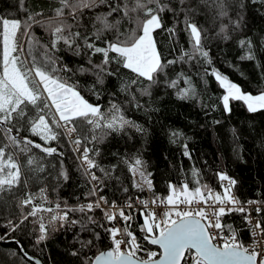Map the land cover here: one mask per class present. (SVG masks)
I'll return each instance as SVG.
<instances>
[{
    "label": "snow or ice",
    "instance_id": "obj_1",
    "mask_svg": "<svg viewBox=\"0 0 264 264\" xmlns=\"http://www.w3.org/2000/svg\"><path fill=\"white\" fill-rule=\"evenodd\" d=\"M35 3L0 13V264H46L25 238L41 254L58 241L56 264H264V186L249 194L221 167L217 187L193 164L158 191L144 146L168 89L199 102L186 64L221 90L205 115H231L235 102L264 112V88L221 72L208 43L234 47L264 77V29L250 22L264 0ZM166 136L193 160L191 137Z\"/></svg>",
    "mask_w": 264,
    "mask_h": 264
},
{
    "label": "trees",
    "instance_id": "obj_2",
    "mask_svg": "<svg viewBox=\"0 0 264 264\" xmlns=\"http://www.w3.org/2000/svg\"><path fill=\"white\" fill-rule=\"evenodd\" d=\"M28 4L30 7H36L35 0H28ZM9 12L16 13V0H0V13ZM17 14L23 15V13ZM250 22L253 33L264 29V17L258 15L255 9L250 15ZM181 41L183 42V37ZM208 43L212 45L214 66L221 72L229 75L245 91L255 94L257 89L264 88L262 70L251 62L239 61L234 47L223 44L217 47L211 39ZM182 69L192 76L197 86L199 102L176 100L171 95L172 90L168 89V96L165 97L168 100L167 105L155 112L146 124L150 135L144 145L147 148L145 155L150 160L152 171L155 173L157 190H164L165 180L179 181L182 173H190L193 164L201 169L204 181L217 187L212 170L221 167L236 177L249 194L257 187L264 186V112L250 114L241 103L235 102L231 115H225L221 110L205 115L207 109L202 105L210 104L221 90L213 77L204 76L203 69L199 65L186 64ZM130 114L133 118H139V122H145L144 113ZM213 119L220 120L221 123L213 124ZM169 128H180L191 137L188 142L193 154L192 161L180 154L178 146L169 143L166 136ZM233 128L241 132L239 140L233 137L231 132ZM135 143L139 147L142 140L136 138ZM237 153L242 155L244 162L238 159ZM188 178L190 179V175ZM71 191L72 186L69 185L63 194L67 196ZM24 242L29 247V251L39 256L46 264H56L61 260L58 253L62 248L58 241L50 242L48 249L42 254L31 249L26 238ZM0 247L6 246L0 245Z\"/></svg>",
    "mask_w": 264,
    "mask_h": 264
}]
</instances>
